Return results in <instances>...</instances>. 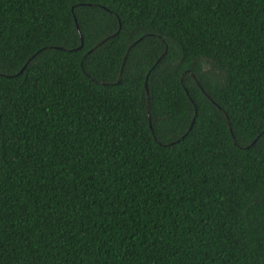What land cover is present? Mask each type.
<instances>
[{
	"label": "trees",
	"instance_id": "trees-1",
	"mask_svg": "<svg viewBox=\"0 0 264 264\" xmlns=\"http://www.w3.org/2000/svg\"><path fill=\"white\" fill-rule=\"evenodd\" d=\"M0 264H264V0H0Z\"/></svg>",
	"mask_w": 264,
	"mask_h": 264
},
{
	"label": "water",
	"instance_id": "water-1",
	"mask_svg": "<svg viewBox=\"0 0 264 264\" xmlns=\"http://www.w3.org/2000/svg\"><path fill=\"white\" fill-rule=\"evenodd\" d=\"M77 25H78V28H79V24L77 23ZM79 30H80V28H79ZM113 36V35H112ZM25 67H26V65L21 69V71L20 72H22L24 69H25ZM197 83H198V85L201 87V89H202V91L206 94V96L209 98V99H211L213 102H215L214 100H213V98L208 94V92H206V90L204 89V87L202 86V84L200 83V81L199 80H197ZM146 87H147V89H148V86H147V83H146ZM148 97H149V93H148ZM148 106H149V103H148ZM220 107V106H219ZM228 117V116H227ZM151 127H152V129H153V126L151 125ZM230 127H231V129H232V126L230 125ZM255 143V141H253L251 144H254Z\"/></svg>",
	"mask_w": 264,
	"mask_h": 264
}]
</instances>
